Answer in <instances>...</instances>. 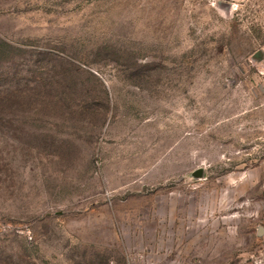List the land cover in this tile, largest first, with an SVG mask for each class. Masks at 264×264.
Instances as JSON below:
<instances>
[{
	"label": "rangeland",
	"instance_id": "rangeland-1",
	"mask_svg": "<svg viewBox=\"0 0 264 264\" xmlns=\"http://www.w3.org/2000/svg\"><path fill=\"white\" fill-rule=\"evenodd\" d=\"M0 264H264V0H0Z\"/></svg>",
	"mask_w": 264,
	"mask_h": 264
}]
</instances>
